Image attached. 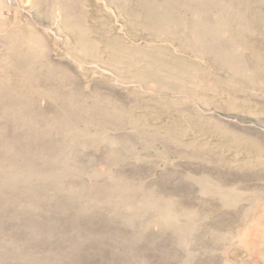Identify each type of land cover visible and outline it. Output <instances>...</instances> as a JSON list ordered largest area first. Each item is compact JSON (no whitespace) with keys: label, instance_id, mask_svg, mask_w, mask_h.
<instances>
[{"label":"rangeland","instance_id":"obj_1","mask_svg":"<svg viewBox=\"0 0 264 264\" xmlns=\"http://www.w3.org/2000/svg\"><path fill=\"white\" fill-rule=\"evenodd\" d=\"M0 264H264V0H0Z\"/></svg>","mask_w":264,"mask_h":264}]
</instances>
